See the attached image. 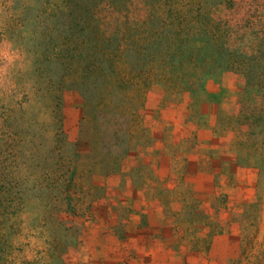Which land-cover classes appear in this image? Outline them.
I'll return each instance as SVG.
<instances>
[{"label":"rangeland","instance_id":"1","mask_svg":"<svg viewBox=\"0 0 264 264\" xmlns=\"http://www.w3.org/2000/svg\"><path fill=\"white\" fill-rule=\"evenodd\" d=\"M144 1L151 0H134L138 6ZM204 4L205 13L193 22L184 43L200 55L199 62L206 61L204 77L192 88L150 87L130 121L125 117L110 127L94 126L84 92L58 64L45 66L53 87L62 85L58 111L48 117L44 105L50 95L32 90L20 127L23 139L10 158L14 232L21 241L17 256L25 255L29 264H163L160 258H140L135 247L139 235L154 245L155 222L164 217L200 253L185 264H245L232 261L245 231L234 216L257 196L260 159L247 158L235 145L230 119L243 103L264 105V0ZM144 9L134 16L141 18ZM219 22L224 25L215 31ZM0 56L1 87L9 72L6 48ZM245 58L252 65L250 94L241 65H218ZM15 66L23 72L30 68ZM231 136V161L219 162L215 146L227 144ZM212 138L220 141L212 145ZM195 171L213 173L212 186L206 179L195 182L190 177ZM257 226L260 238L264 207ZM248 230L256 229L250 225Z\"/></svg>","mask_w":264,"mask_h":264},{"label":"trees","instance_id":"2","mask_svg":"<svg viewBox=\"0 0 264 264\" xmlns=\"http://www.w3.org/2000/svg\"><path fill=\"white\" fill-rule=\"evenodd\" d=\"M204 5V0H151L139 6L134 0H0V49H7L4 61L9 70L0 87V264H29L25 255L17 256L21 241L14 232L10 158L16 157L23 139L20 127L32 90L50 95L44 105L48 117L54 118L58 111L62 85L53 87L45 66L58 64L84 92L94 126L110 127L125 117L130 121L150 87L192 88L204 77L205 59L204 64L199 62L200 55L184 47L186 32L205 13ZM143 6L145 14L136 18L134 13ZM220 25L224 24L219 22L214 30L219 31ZM225 61L218 65L242 66L250 94V62ZM17 63L30 68L25 73ZM21 95L23 100H17ZM230 122L237 131L235 145L247 158L260 159L257 196L234 216L245 231L240 254L232 261L264 264V232L259 240L257 226L264 207V105L243 103ZM250 225L256 230H248Z\"/></svg>","mask_w":264,"mask_h":264},{"label":"crops","instance_id":"3","mask_svg":"<svg viewBox=\"0 0 264 264\" xmlns=\"http://www.w3.org/2000/svg\"><path fill=\"white\" fill-rule=\"evenodd\" d=\"M235 114V113H234ZM230 132V131H229ZM228 134V132H227ZM232 135V134H231ZM220 141L219 139L212 138L211 143L212 145H215L213 143ZM232 136L231 138L227 139V144L223 146H215V148L218 150L220 154V160L219 162H230L231 159L229 158L231 148H232ZM214 147V146H212ZM213 162L214 159H213ZM232 170L235 171V169L232 167ZM194 171V170H193ZM214 174L206 171H195L192 172V175L190 176L195 182L197 180L206 179L208 180V188L212 186V180L214 178ZM202 186V184H201ZM171 191L174 190V187H170ZM202 191H204L202 189ZM228 195H235L233 192H229L228 189L225 190ZM232 191V190H231ZM233 193V194H232ZM237 194V193H236ZM156 210L161 211V204H156L155 206ZM155 228H157V236L156 240L154 241V245H151L150 240H148L147 236L139 235L138 238V246L135 247L139 252L140 258H160L164 260L163 264H173L171 260H175L174 264H185L184 260H188L189 258L193 257L196 253H199V251L195 249H190V246L188 244V240L186 236H182L183 234L177 233L175 229V224L172 219H167L164 217H161L156 220L155 222ZM186 223V222H185ZM147 237V238H146ZM201 237H206L204 234ZM146 238V239H145ZM216 238V237H215ZM215 238L212 240L214 241ZM211 241V242H212ZM157 253V254H156ZM200 256V253H199ZM166 260H169L166 262ZM187 264V263H186ZM194 264V263H192Z\"/></svg>","mask_w":264,"mask_h":264}]
</instances>
